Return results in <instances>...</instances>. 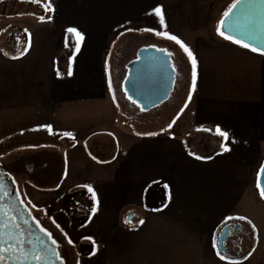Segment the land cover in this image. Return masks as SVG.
<instances>
[{
  "label": "crops",
  "instance_id": "1",
  "mask_svg": "<svg viewBox=\"0 0 264 264\" xmlns=\"http://www.w3.org/2000/svg\"><path fill=\"white\" fill-rule=\"evenodd\" d=\"M43 1L47 20L25 44L0 47V117L32 118L43 147L56 145L59 172L48 187L64 227L93 231L77 244L103 245V264H264V55L211 33L235 0ZM135 18L153 22L143 26L151 38L185 39L196 61L195 88L188 57V96L166 122L160 113L119 119L140 108L115 102L109 35ZM197 133L219 138L220 152L191 155L184 142ZM236 224L251 247L219 253L220 229Z\"/></svg>",
  "mask_w": 264,
  "mask_h": 264
},
{
  "label": "rangeland",
  "instance_id": "2",
  "mask_svg": "<svg viewBox=\"0 0 264 264\" xmlns=\"http://www.w3.org/2000/svg\"><path fill=\"white\" fill-rule=\"evenodd\" d=\"M43 4V0H38V2L37 0H0L1 48L10 51L25 44L28 32L31 30L32 26H34L33 24L45 22L47 20L45 17L46 15H43V13L46 12ZM50 13L53 14L52 12ZM146 19L145 23L143 21L139 23L135 18L129 23H125L123 27L125 29L120 33L118 32L121 29H118L112 31L109 35V40L111 42L109 73L113 83L115 102L121 104L122 109L128 108L126 105L130 103V101L122 89V83L127 76L126 66L129 62L136 59L138 50L144 47L163 50L169 55L172 68L175 71L174 87L172 93L165 102L149 111H141L138 108L123 111V113L119 115L122 124L131 123L133 118L142 119L143 117H147L154 119L159 113L162 115V122H166L169 120L174 110H176L188 96V77L190 76L188 67L190 61L188 62V54L181 48L180 44L171 41V39H155L153 36L152 38L149 37L151 35L149 34L148 36V32L143 31V26H152L153 22H149L148 19ZM218 28L220 29V21L214 23V27L212 25L211 33L218 37H222L218 34ZM180 41L185 44V39ZM28 123H33L32 118L28 121L25 117H0V164L6 166L8 169L12 168L16 171L15 167H17L18 170H20L19 172L22 176L18 179V186L20 192L24 196L25 204L30 209L31 213L35 215L39 221L43 222L49 230L54 234L59 233L64 237L70 254L69 258L74 264H103V253L105 249L103 245L98 244L92 247L89 245L80 246L77 244L79 241L78 234L82 237L90 236L93 231L82 229L80 232H75V230L66 229L64 227L68 224L64 219L66 215L64 216L62 213H58L57 189L55 190L53 186L50 188L53 189V192H48V190H50L48 186H51L52 182L39 186L29 179L28 172L23 167L25 161L32 162L34 157L39 156L40 159H44L45 161H48V159H55L58 162V154L57 150L54 149L56 145L43 147L42 143L45 141L44 139L46 137H41V133L34 135L30 132L29 129H31V126L27 125ZM145 128H150V126L147 125ZM70 216L74 217V214H70ZM131 216L135 218L134 221ZM137 218V213L128 214L125 215L124 220L129 221L128 224L132 225ZM96 231L104 238H109L111 234V231L108 230L100 229ZM74 233L77 234L74 235ZM224 247L228 255L241 256L251 247V242L248 241L246 232L239 229L235 233L231 231Z\"/></svg>",
  "mask_w": 264,
  "mask_h": 264
},
{
  "label": "water",
  "instance_id": "3",
  "mask_svg": "<svg viewBox=\"0 0 264 264\" xmlns=\"http://www.w3.org/2000/svg\"><path fill=\"white\" fill-rule=\"evenodd\" d=\"M220 31L225 36L247 44L249 49H257L255 52L260 54L264 51V2L244 0L232 10L224 25H220ZM126 69L127 76L122 83L123 92L141 111H149L161 105L173 91L175 71L169 55L163 50L151 47L139 49L136 59L129 62ZM258 187L264 198V172L261 170ZM239 229L238 224L232 230L231 225H224L220 229L216 238V249L219 253L226 252L224 245L231 231L235 233Z\"/></svg>",
  "mask_w": 264,
  "mask_h": 264
},
{
  "label": "flooded vegetation",
  "instance_id": "4",
  "mask_svg": "<svg viewBox=\"0 0 264 264\" xmlns=\"http://www.w3.org/2000/svg\"><path fill=\"white\" fill-rule=\"evenodd\" d=\"M57 164L55 159L45 161L36 156L32 162L25 161L23 167L27 170L29 179L40 186L56 180ZM15 169L16 171L0 164V185L4 188L0 193V206L2 212L6 213L3 216V224H0V237L5 241L2 245L5 248L9 244L16 248L19 239L21 241L19 247L23 249V255L27 258L23 259L19 251L16 256L5 252L0 264H74L69 258L64 237L49 230L25 204L24 196L18 186V179L22 174L17 167ZM9 216L12 217L10 221ZM53 240L55 244L52 243ZM49 249L54 250L56 255H53ZM34 252H39L44 258L39 261L34 259Z\"/></svg>",
  "mask_w": 264,
  "mask_h": 264
},
{
  "label": "snow or ice",
  "instance_id": "5",
  "mask_svg": "<svg viewBox=\"0 0 264 264\" xmlns=\"http://www.w3.org/2000/svg\"><path fill=\"white\" fill-rule=\"evenodd\" d=\"M38 2V0H37ZM244 0H235V3H233L231 5V7L228 9V11H226L224 13V19H222L220 21V25L223 26L225 21L227 20V18L229 17V15L231 14L232 10L235 9L237 7L238 4H241L243 3ZM261 2H264V0H261ZM48 9H51V4L49 3L48 4ZM156 13L159 15L160 14V9H156L155 10ZM43 19V18H41ZM161 22H163L161 20ZM69 32H75L76 30L75 29H68ZM145 31H148V29H145ZM218 34L221 35L225 40H231L232 43L234 44H239L241 47L243 48H248L249 46L247 44H244L240 41H237V40H234L232 39L231 37L229 36H225L224 33L222 31H220V29L218 28ZM77 35H79V33H77ZM168 39H171V40H175L177 44H180L181 48L184 49V51L188 54L189 56V59L192 61V65H193V88H195V78H196V61H195V58L192 56V53L190 52V50L183 44L181 43V41H179L175 36H168L167 37ZM253 52L257 51V49L253 48L251 49ZM261 55H264V51H261L260 53ZM134 103V101H133ZM50 131V129H49ZM217 132L222 135V136H225V138H227V134L226 133H222L219 131V129H217ZM229 149L225 148V151H228ZM197 159H200V157H196ZM262 172H264V168L261 169ZM4 191V188H3V185H0V193H2ZM89 191H91V188L89 187ZM264 194V193H262ZM6 215V213H3L2 212V206H0V224H3V216ZM12 219V217H8V220L10 221ZM129 221H125V223H128ZM141 223H143V221H141ZM41 231H44V229H41ZM5 243V241L2 239V237H0V260H3L4 259V253L5 252H9L12 256H16L18 251H19V254L20 256L23 258V259H26L27 257L23 255V249L20 246L21 244V241L19 239H17V247L14 248L12 247L11 244L8 245L7 248L3 247L2 245ZM53 244H55L56 242L53 240L52 241ZM50 252H52L53 255H56L55 251L52 250V249H49ZM33 258L36 259V260H42L44 257L39 253V252H34L33 253ZM220 259H225L224 256H220Z\"/></svg>",
  "mask_w": 264,
  "mask_h": 264
},
{
  "label": "trees",
  "instance_id": "6",
  "mask_svg": "<svg viewBox=\"0 0 264 264\" xmlns=\"http://www.w3.org/2000/svg\"><path fill=\"white\" fill-rule=\"evenodd\" d=\"M66 43L68 47H73V45L75 44V40H74V36L69 33L66 36ZM201 133H197V134H193L191 137H189L185 142V148L187 149V151L193 155V156H197L200 158H211L214 155H216L217 153L220 152V140L217 137H214L213 139H200L201 138ZM198 138V143L197 145L195 144V139ZM210 138V137H209ZM201 140V141H200ZM59 172V169H58ZM58 172H57V177H58ZM56 177V180H57ZM55 182V181H53ZM240 223H246L245 221H239Z\"/></svg>",
  "mask_w": 264,
  "mask_h": 264
}]
</instances>
